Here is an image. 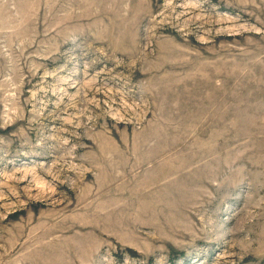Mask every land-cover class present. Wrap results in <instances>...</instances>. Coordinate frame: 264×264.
I'll return each mask as SVG.
<instances>
[{"label":"rangeland","instance_id":"1","mask_svg":"<svg viewBox=\"0 0 264 264\" xmlns=\"http://www.w3.org/2000/svg\"><path fill=\"white\" fill-rule=\"evenodd\" d=\"M0 264H264V0H0Z\"/></svg>","mask_w":264,"mask_h":264},{"label":"bare ground","instance_id":"2","mask_svg":"<svg viewBox=\"0 0 264 264\" xmlns=\"http://www.w3.org/2000/svg\"><path fill=\"white\" fill-rule=\"evenodd\" d=\"M147 192H149V193L151 194V191H147ZM143 193H144V192H143ZM143 193H142V194H143ZM150 194L146 193V191H145V193H144L143 195L146 196V199H147V198H149ZM144 198H145V197H144ZM127 203H129V201H128ZM123 207H124V208H127V206H126L125 204L123 205Z\"/></svg>","mask_w":264,"mask_h":264}]
</instances>
